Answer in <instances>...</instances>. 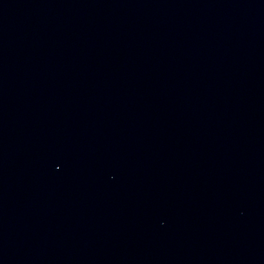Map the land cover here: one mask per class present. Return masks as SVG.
<instances>
[{"label": "water", "instance_id": "water-1", "mask_svg": "<svg viewBox=\"0 0 264 264\" xmlns=\"http://www.w3.org/2000/svg\"><path fill=\"white\" fill-rule=\"evenodd\" d=\"M0 264H264V0H0Z\"/></svg>", "mask_w": 264, "mask_h": 264}]
</instances>
